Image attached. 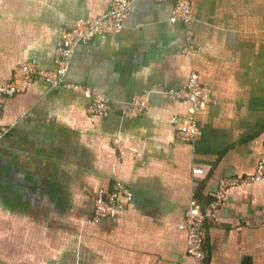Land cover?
I'll return each instance as SVG.
<instances>
[{
	"label": "crops",
	"instance_id": "crops-1",
	"mask_svg": "<svg viewBox=\"0 0 264 264\" xmlns=\"http://www.w3.org/2000/svg\"><path fill=\"white\" fill-rule=\"evenodd\" d=\"M189 1L198 20L189 27L171 21L173 0H137L121 33L78 47L67 81L107 94L108 115L43 78L3 98L11 130L0 143V264H194L181 229L188 209L221 179L255 174L264 153V0ZM113 5L0 0V87L25 62L55 70L65 30ZM192 72L213 103L197 114L201 139L188 144L172 119L190 104L169 90ZM142 93L148 109L124 116ZM116 183L134 194L130 213L95 223L96 198ZM218 215L210 263L264 264V179L229 189Z\"/></svg>",
	"mask_w": 264,
	"mask_h": 264
},
{
	"label": "built area",
	"instance_id": "built-area-1",
	"mask_svg": "<svg viewBox=\"0 0 264 264\" xmlns=\"http://www.w3.org/2000/svg\"><path fill=\"white\" fill-rule=\"evenodd\" d=\"M137 0H114V5L107 12L99 16H90L79 20L72 29L65 30L63 44L58 49L55 70H46L34 62H25L17 67L13 79L0 87V143L10 133L11 128L4 123L3 98L16 96L24 92L36 78L45 79L52 87H65L74 92L81 93L91 99L89 112L92 115L106 116L112 109V99L92 87L67 81L77 49L82 44L91 42L96 36L103 34H119L126 26V20L132 12ZM161 1V0H157ZM171 21L180 22L186 27L198 20L192 12L189 0H173ZM188 45L186 54L190 55L195 48L193 32L187 29ZM174 99L185 100L190 106L187 113L172 119L178 126L177 138L188 144H194L202 137V132L197 125V114L213 103L211 90L203 85L199 75L192 72L186 86L179 90H169ZM150 104L149 94L142 93L132 98L123 110L124 116L136 118L148 109ZM112 143L117 149L124 148L122 139L115 138ZM264 146V140H263ZM142 156V154H139ZM202 174L201 170H195ZM264 179V153L262 154L257 171L253 175L226 177L219 181L217 188L210 194L207 203L195 201L186 213L181 229L186 232L187 253L194 259V264H211L208 253V239L210 229L219 225V209L223 206L229 189L236 186L259 182ZM133 192L122 183H116L110 192L102 190L95 200L94 222L101 223L106 219L130 213V204L133 202Z\"/></svg>",
	"mask_w": 264,
	"mask_h": 264
}]
</instances>
